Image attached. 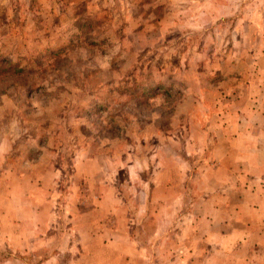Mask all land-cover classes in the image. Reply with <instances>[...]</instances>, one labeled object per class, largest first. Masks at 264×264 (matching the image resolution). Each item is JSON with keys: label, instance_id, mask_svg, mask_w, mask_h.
<instances>
[{"label": "rangeland", "instance_id": "1", "mask_svg": "<svg viewBox=\"0 0 264 264\" xmlns=\"http://www.w3.org/2000/svg\"><path fill=\"white\" fill-rule=\"evenodd\" d=\"M90 1L0 0V52L10 64L31 58L33 69L10 86L0 78V195L31 193L40 221L72 231L101 218L104 236L121 202L118 217L126 208L133 235L143 238L152 233L138 214V184L152 174L143 163L157 165L173 145L182 158L204 159L206 132L235 110L264 48V0ZM159 75L166 86L142 98ZM7 223L0 219V253L10 254ZM32 248L18 255L29 258ZM99 256L110 264L111 250Z\"/></svg>", "mask_w": 264, "mask_h": 264}, {"label": "crops", "instance_id": "2", "mask_svg": "<svg viewBox=\"0 0 264 264\" xmlns=\"http://www.w3.org/2000/svg\"><path fill=\"white\" fill-rule=\"evenodd\" d=\"M83 1L87 8L96 4ZM251 69L235 110L222 113L218 131L206 132L204 159L195 154L182 158L173 145L167 156L159 152L157 165L143 163L141 169L149 172L151 166L152 174L141 183L135 178L133 185L141 187L136 196L142 204L138 214L143 231L152 233L136 238L133 215L125 208L126 218L118 217L121 202L109 213L113 224L108 236L98 234L101 218L89 219L88 227L79 224V230L59 228L57 222L39 220L42 208L31 193L19 197L14 188L9 197L0 195V219L8 221L7 245L13 249L0 253V264H104L99 255L107 249L110 264H264V48ZM11 201L16 203L13 209L6 206ZM19 202L28 204L23 208ZM151 217L156 223L145 225ZM170 231L177 232L171 237ZM29 247V258L18 255Z\"/></svg>", "mask_w": 264, "mask_h": 264}, {"label": "trees", "instance_id": "3", "mask_svg": "<svg viewBox=\"0 0 264 264\" xmlns=\"http://www.w3.org/2000/svg\"><path fill=\"white\" fill-rule=\"evenodd\" d=\"M76 33H77L76 34L77 37H81L82 35L86 34V33H84L81 30L78 31V29H77ZM62 44L64 45V43H62ZM47 51L50 54H52L53 56H54V53H57V55L60 54V52H58V48L55 49V50H53V49L50 50V49L47 48ZM26 61H28V64L26 66H21V65H19V63L10 64L11 61H9L0 52V67H3V69L5 70L4 71L5 73L3 75H0V78H2V80L6 81L5 85L10 86V84L16 82V79L20 77V74L25 75V74L33 71V69H31V66H30L31 58H27ZM162 78L163 77H161L159 75L158 78L157 77L154 78V80H158V81H155V82H153L151 84H147V85L143 86L142 91L139 92V94L141 96H143L142 98H146V99L152 98V97H154V95L157 94V92L160 89H163L166 85H164V83L162 81ZM142 85H144V84H142ZM4 87H6V86H4ZM3 91H5V89ZM170 91H171L170 87L169 88L166 87V91L165 92L169 93ZM121 95H122V93H121ZM124 116H126V114Z\"/></svg>", "mask_w": 264, "mask_h": 264}]
</instances>
